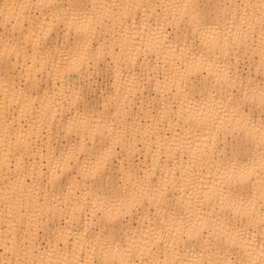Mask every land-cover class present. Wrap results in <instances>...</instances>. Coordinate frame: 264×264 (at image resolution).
Masks as SVG:
<instances>
[{
    "label": "snow or ice",
    "instance_id": "snow-or-ice-1",
    "mask_svg": "<svg viewBox=\"0 0 264 264\" xmlns=\"http://www.w3.org/2000/svg\"><path fill=\"white\" fill-rule=\"evenodd\" d=\"M0 88V264H264V0L6 4ZM57 105L68 143L38 172L23 120Z\"/></svg>",
    "mask_w": 264,
    "mask_h": 264
},
{
    "label": "bare ground",
    "instance_id": "bare-ground-1",
    "mask_svg": "<svg viewBox=\"0 0 264 264\" xmlns=\"http://www.w3.org/2000/svg\"><path fill=\"white\" fill-rule=\"evenodd\" d=\"M21 2L26 3V2H28V0H0V10H4V6L6 4H16V3H21ZM98 2H106V0H98ZM129 23H131V21H129ZM168 31L171 32L172 29L169 28ZM116 51L119 52L118 47H117ZM109 59H111V57H109ZM161 59H163V57H161ZM150 60L154 64L155 63V56H152L150 58ZM141 62H144L142 56H141ZM103 67H104L105 71H107L106 68L108 66L106 63L103 65ZM126 69H127V66H126ZM126 69H125V73H124L125 79H130ZM137 70H138V66H137ZM252 72H253V75H255L256 69L253 68ZM78 80H79L78 77H76V76L73 77V82H78ZM114 84H115V86H113ZM118 89L121 90V99H123V96L128 95L127 91L124 90L122 88V86L115 81V79H113V84H112L111 90H112L114 95L117 93ZM58 90H59V88H58V85L56 84V81L54 79L50 78L47 73H44L43 82L40 85L39 96L41 98H43L45 92L50 91V94H51V93H54ZM137 95L138 94L135 91H133L132 95L129 96V110L133 114L138 111V106H136V100H135V97ZM144 95L146 96L147 93L145 92ZM153 95H155L154 92H153ZM3 103H4V93H3V89L0 88V125L3 124V120H4V116H5V110L3 108ZM36 107L39 108V104H37ZM13 108L15 109V111H9L7 113L8 119L11 120V119L15 118V120L17 121V127H19L20 122H21V113H20L19 109L16 108V106L14 104H13ZM54 110L57 113L55 116V119H52L51 114H49L47 116V118L45 119V127H44L42 133L39 131L40 117L38 115L35 117V127H33V116L32 115L26 116L23 120L25 131H32V132L36 133L35 135L32 136V148H31L30 152L28 153V155L31 157V160L33 161V163L36 164L38 172L40 170L47 172L48 156L51 154V153H49V149H48V146L50 143L52 144L53 148L56 147L58 141H59L61 146L68 143V141L66 139H60V137L57 136V131L62 127V125L64 124V122L67 119V112L65 111L64 106H60V105H57ZM73 115H75V113H73ZM138 123H139V121H138ZM49 132H51V139H49ZM72 139L75 140L76 137L73 136ZM41 152H43V154H44L43 158H41ZM56 154L58 155V152ZM145 157H146V163L148 165H151L152 164V156L150 154H148L147 152H145ZM165 159H166V157H165ZM11 164L14 168L15 167V159L11 160ZM41 165L43 166L42 169H41ZM4 174H7V166H5L4 173L0 174V185H2L4 183ZM45 183H46V181H45ZM2 211H3V207H2V205H0V212H2ZM30 226H31L33 232L37 231L36 226H35V222H33V224L30 225L27 217H25L22 220V222H19L17 224L18 228L22 227L24 230H27ZM61 226H62V223L58 217L56 218L54 223H51V224L49 223L48 218L44 217L43 222L39 225L38 236H39L40 243L37 245V247L42 248V247L47 246L48 238L50 236L51 231H53L56 227H61ZM4 228H7V224H4ZM61 246H63V245H61Z\"/></svg>",
    "mask_w": 264,
    "mask_h": 264
},
{
    "label": "rangeland",
    "instance_id": "rangeland-1",
    "mask_svg": "<svg viewBox=\"0 0 264 264\" xmlns=\"http://www.w3.org/2000/svg\"><path fill=\"white\" fill-rule=\"evenodd\" d=\"M106 70H107V68H106ZM100 79L103 81L105 88L111 89L113 82L110 83L106 77H100Z\"/></svg>",
    "mask_w": 264,
    "mask_h": 264
}]
</instances>
